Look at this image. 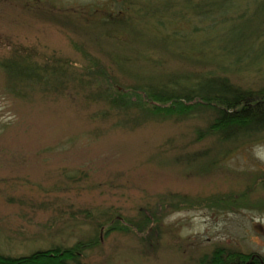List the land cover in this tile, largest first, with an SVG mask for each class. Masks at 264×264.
<instances>
[{"label": "rangeland", "instance_id": "obj_1", "mask_svg": "<svg viewBox=\"0 0 264 264\" xmlns=\"http://www.w3.org/2000/svg\"><path fill=\"white\" fill-rule=\"evenodd\" d=\"M257 1L240 0V32L252 22L232 64L211 41L228 25L206 41L180 0H0V60L59 71L15 95L0 69V254L83 242L85 264H201L217 246L264 258V131L223 141L210 110L143 96L171 75L263 87Z\"/></svg>", "mask_w": 264, "mask_h": 264}, {"label": "trees", "instance_id": "obj_2", "mask_svg": "<svg viewBox=\"0 0 264 264\" xmlns=\"http://www.w3.org/2000/svg\"><path fill=\"white\" fill-rule=\"evenodd\" d=\"M180 2L184 8L188 6L187 8L194 12L198 23H205L203 27H194L192 31L202 32L206 41L208 29H214L218 23L228 25L221 35L222 42L216 41L217 37H220L218 32L213 35L211 41L215 42L219 51L233 56L232 64H238L240 37H246L247 31L251 27L250 22H252L245 23V28L240 32V18L245 16L244 12L240 14V0H180ZM257 3L256 17L258 15L264 17V0H258ZM128 7H121L116 14L129 11ZM139 11L141 10L139 9ZM184 36L185 34L182 32H180V36L178 35L180 39H184ZM0 69L12 81L10 90L15 95L23 94L17 88V83L25 87L34 84L46 88L58 86L59 71L57 68L50 64L37 65L27 56L14 55V57L2 59L0 60ZM53 78L57 82L54 80L55 82L51 83ZM48 79L49 83L46 85L45 82ZM148 88V90H143V96L150 102V105L155 103L164 107L171 105L176 109L188 107L187 110H191L193 107L195 109L202 107L210 110L213 116L208 123L209 131H212L223 141L245 139L264 131V86L258 90L243 89L224 77L201 75L191 78L171 75L155 83L154 86L151 84ZM87 247L88 244L77 242L72 247L56 246L22 256L0 254V264H85L80 262L78 257ZM200 263L264 264V258L257 254L217 246L209 255L201 257Z\"/></svg>", "mask_w": 264, "mask_h": 264}]
</instances>
